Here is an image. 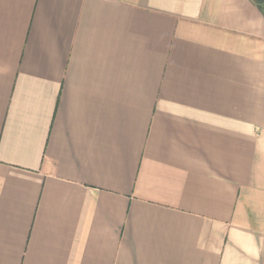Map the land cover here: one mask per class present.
I'll return each mask as SVG.
<instances>
[{"label": "crops", "instance_id": "crops-1", "mask_svg": "<svg viewBox=\"0 0 264 264\" xmlns=\"http://www.w3.org/2000/svg\"><path fill=\"white\" fill-rule=\"evenodd\" d=\"M0 264H264V0H0Z\"/></svg>", "mask_w": 264, "mask_h": 264}]
</instances>
